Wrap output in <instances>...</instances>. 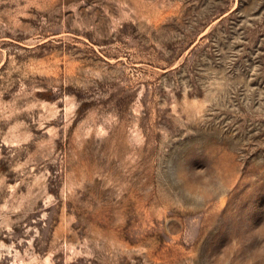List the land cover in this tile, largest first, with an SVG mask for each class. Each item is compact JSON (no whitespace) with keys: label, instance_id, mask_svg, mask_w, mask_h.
Returning a JSON list of instances; mask_svg holds the SVG:
<instances>
[{"label":"rangeland","instance_id":"374dc122","mask_svg":"<svg viewBox=\"0 0 264 264\" xmlns=\"http://www.w3.org/2000/svg\"><path fill=\"white\" fill-rule=\"evenodd\" d=\"M0 264H264V0H0Z\"/></svg>","mask_w":264,"mask_h":264}]
</instances>
